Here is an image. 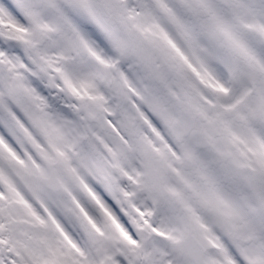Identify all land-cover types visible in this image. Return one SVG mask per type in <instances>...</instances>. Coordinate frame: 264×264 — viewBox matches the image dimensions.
Listing matches in <instances>:
<instances>
[{
	"label": "snow or ice",
	"instance_id": "snow-or-ice-1",
	"mask_svg": "<svg viewBox=\"0 0 264 264\" xmlns=\"http://www.w3.org/2000/svg\"><path fill=\"white\" fill-rule=\"evenodd\" d=\"M0 264H264V0H0Z\"/></svg>",
	"mask_w": 264,
	"mask_h": 264
}]
</instances>
